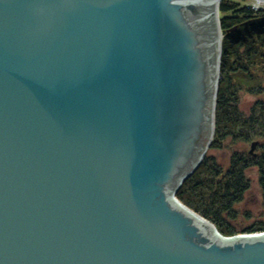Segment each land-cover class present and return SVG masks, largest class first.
<instances>
[{"label":"water","instance_id":"95a60500","mask_svg":"<svg viewBox=\"0 0 264 264\" xmlns=\"http://www.w3.org/2000/svg\"><path fill=\"white\" fill-rule=\"evenodd\" d=\"M217 3L0 0V264H264L177 197L216 134Z\"/></svg>","mask_w":264,"mask_h":264},{"label":"trees","instance_id":"16d2710c","mask_svg":"<svg viewBox=\"0 0 264 264\" xmlns=\"http://www.w3.org/2000/svg\"><path fill=\"white\" fill-rule=\"evenodd\" d=\"M220 18L224 34L221 71L224 75L228 61L233 63L235 80L227 93L223 89L225 76L220 83L216 134L211 148L221 149L227 139H232L233 143L243 142L244 146L255 139L262 141H257L253 155L246 150L234 151L226 170L214 158L206 156L198 170L184 182L177 197L188 208L214 223L224 236L231 237L264 232V225L238 232L222 219V213L232 212L243 202L250 189L246 174L252 166L258 168L264 189V103H255L249 116L235 104L241 91L264 95V10L241 7L228 0L221 3ZM230 148L233 149V145Z\"/></svg>","mask_w":264,"mask_h":264},{"label":"rangeland","instance_id":"374dc122","mask_svg":"<svg viewBox=\"0 0 264 264\" xmlns=\"http://www.w3.org/2000/svg\"><path fill=\"white\" fill-rule=\"evenodd\" d=\"M230 1L239 3L241 7L252 8L254 10H264V3H260L257 0ZM228 64L229 65L227 67V70L224 71V75L221 71L220 81V83L223 82L225 76L226 82L223 89H225L226 93L229 92L228 88H230L231 82L235 80V72L233 71L232 66L233 63L228 61ZM255 103H264V95H253L241 91L235 104H237L238 109H240V111L243 112L245 116H249V114H251L252 112L253 107L256 106ZM231 140L227 139L225 143L226 145H224L221 149L210 147L206 155L207 157L214 158L215 161L220 164V166H222L224 170L229 167V161L234 151L243 152V150H246L250 152L252 143L256 144L258 143L257 141H260L261 139L259 138L247 144L245 143V146L243 145V142L233 143ZM230 145H233V149L230 148ZM256 148L253 154H255ZM246 176L250 184V189L246 192L243 202H241V204H237L232 212L222 213L223 222L230 228L235 229L238 232H243L244 230L255 226L257 227L260 225H264V189L262 188L260 183L261 177L259 175L258 168L256 166H252Z\"/></svg>","mask_w":264,"mask_h":264},{"label":"bare ground","instance_id":"6f19581e","mask_svg":"<svg viewBox=\"0 0 264 264\" xmlns=\"http://www.w3.org/2000/svg\"><path fill=\"white\" fill-rule=\"evenodd\" d=\"M224 0H218V3H217V17H218V9L220 8L221 6V3L223 2ZM258 2L260 3H264V0H257ZM220 78H219V81H221V74L219 75ZM202 220V219H201ZM204 221V220H202ZM207 225H209L206 221H204ZM210 226V225H209ZM211 227V226H210Z\"/></svg>","mask_w":264,"mask_h":264},{"label":"flooded vegetation","instance_id":"af4514ba","mask_svg":"<svg viewBox=\"0 0 264 264\" xmlns=\"http://www.w3.org/2000/svg\"><path fill=\"white\" fill-rule=\"evenodd\" d=\"M250 154H252V155H253V153H250Z\"/></svg>","mask_w":264,"mask_h":264}]
</instances>
